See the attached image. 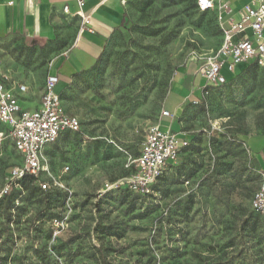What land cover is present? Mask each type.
I'll list each match as a JSON object with an SVG mask.
<instances>
[{
    "label": "rangeland",
    "instance_id": "1",
    "mask_svg": "<svg viewBox=\"0 0 264 264\" xmlns=\"http://www.w3.org/2000/svg\"><path fill=\"white\" fill-rule=\"evenodd\" d=\"M124 5L98 63L63 91L81 130L47 153L39 180L51 188L4 194L22 159L9 139L0 143V264H264V216L252 208L264 175L252 147L264 136V67L205 83L202 69L223 43L214 11L196 0ZM60 50L4 43L0 69L40 93ZM178 86L191 90L171 106ZM165 109L191 144L143 197L122 187L126 165Z\"/></svg>",
    "mask_w": 264,
    "mask_h": 264
},
{
    "label": "built area",
    "instance_id": "2",
    "mask_svg": "<svg viewBox=\"0 0 264 264\" xmlns=\"http://www.w3.org/2000/svg\"><path fill=\"white\" fill-rule=\"evenodd\" d=\"M218 1L221 0H196V3L200 12H207L213 11ZM76 2L83 30L90 25L91 20L89 15L83 13L86 0ZM64 11L69 13V7L65 6ZM217 18L223 32V43L203 67L201 76L212 86H223L228 83L223 72L225 67L232 72L237 65L252 60L260 66L264 65V1L257 6L247 7L242 19L232 20L229 28L224 27L222 13ZM60 82L58 71L48 74L40 107L30 109L22 105L23 97L29 93L28 86L15 84L8 77L0 76V123L5 128L0 131V143L9 139L22 159L21 164L10 171L9 184L4 194H8L26 176L39 179L41 173H48V149L65 133H77L81 130L80 119L64 107L61 92L57 91ZM160 118L173 119L174 115L163 110ZM190 139L191 136L183 131L163 129L160 124L151 127L138 156L130 157L127 161L126 168L130 173L122 187H128L140 196L153 194V186L165 170L176 163ZM39 185L43 191L51 188L49 182L39 180ZM53 186L58 188L59 184L55 181ZM252 208L264 216V175L253 197Z\"/></svg>",
    "mask_w": 264,
    "mask_h": 264
},
{
    "label": "crops",
    "instance_id": "3",
    "mask_svg": "<svg viewBox=\"0 0 264 264\" xmlns=\"http://www.w3.org/2000/svg\"><path fill=\"white\" fill-rule=\"evenodd\" d=\"M261 1L221 0L213 11L217 16L222 13L224 27L229 28L232 20L242 19L247 7L257 6ZM65 6L69 7V13L64 11ZM78 12L76 0H0V45H58L62 53L52 60L47 72L53 74L58 71L60 83L67 85L75 75L97 64L107 41L122 27L126 16L124 0H86L83 13L90 16L91 23L82 30V19ZM254 63L257 62L252 60L239 64L232 72L225 67L223 72L229 82ZM4 72V69H0V76L8 77L15 84L28 86L29 93L23 97V107L39 108L43 90L39 93L29 81L17 79L13 73L7 75ZM204 82L206 83L205 80ZM189 90L191 89L183 86L176 87L169 100L170 105L177 106L183 92ZM165 110L172 113L174 118L161 119V127L182 131L175 120V111ZM252 147L264 170V136L254 138Z\"/></svg>",
    "mask_w": 264,
    "mask_h": 264
},
{
    "label": "trees",
    "instance_id": "4",
    "mask_svg": "<svg viewBox=\"0 0 264 264\" xmlns=\"http://www.w3.org/2000/svg\"><path fill=\"white\" fill-rule=\"evenodd\" d=\"M196 9L199 11V9H198V7H197V3H196ZM208 12V11H207ZM108 42H109V40L107 41V43H106V45H105V47L107 46V44H108ZM99 61V60H98ZM98 63V62H97ZM252 65H258V63H254V64H252ZM85 71H87V70H85ZM76 76V75H75ZM228 84V83H227ZM226 85V84H225ZM67 87V85H65V87H64V89ZM61 92V97H62V99H63V91H60ZM5 129V128H4ZM2 131H4V130H2ZM70 133H72V132H67V133H65L62 137H64L65 135H67V134H70ZM61 137V138H62ZM60 138V139H61ZM59 139V140H60ZM190 144H191V139H190V141H189V145L186 147V148H188L189 146H190ZM186 148H184L182 151H181V154L183 153V151L186 149ZM50 151V148L48 149V152ZM180 154V155H181ZM174 166H176V163L175 164H172V165H170L168 168H171V167H174ZM167 168V169H168ZM166 169V170H167ZM165 170V171H166ZM129 173H130V171H129ZM165 173V172H164ZM164 173H163V175H164ZM163 175L159 178V180L163 177ZM158 180V181H159ZM157 181V182H158ZM39 184V179L37 178V177H35V176H26V177H24L23 179H21L18 183H17V185H14L13 187H15V188H20V189H22V190H26V191H30V188L31 187H35V185L36 184ZM156 185V184H155ZM155 185L153 186V192H154V188H155ZM39 189H40V191H43L42 190V188H41V186L39 185ZM152 195V194H151ZM148 196H150V195H148ZM148 196H143V197H148ZM2 202V200H0V203ZM255 211V210H254ZM256 212V211H255Z\"/></svg>",
    "mask_w": 264,
    "mask_h": 264
}]
</instances>
